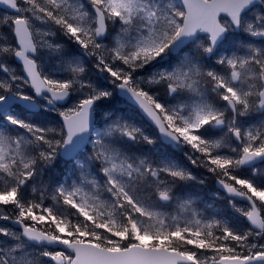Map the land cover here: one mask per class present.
Returning <instances> with one entry per match:
<instances>
[{"label":"snow or ice","instance_id":"1","mask_svg":"<svg viewBox=\"0 0 264 264\" xmlns=\"http://www.w3.org/2000/svg\"><path fill=\"white\" fill-rule=\"evenodd\" d=\"M0 7L14 41L0 45V221L15 226H0V264H264V0ZM89 64L111 87L87 78ZM116 92L157 137L108 110L98 127ZM157 140L192 168L131 149ZM58 160L70 167L44 179ZM192 169L215 178L243 222L196 210L182 190L205 183Z\"/></svg>","mask_w":264,"mask_h":264},{"label":"rangeland","instance_id":"2","mask_svg":"<svg viewBox=\"0 0 264 264\" xmlns=\"http://www.w3.org/2000/svg\"><path fill=\"white\" fill-rule=\"evenodd\" d=\"M3 14H6V12L2 10V13H0V15H3ZM61 42H64V41H61ZM9 43H12L10 41L9 32L2 31L0 33V45L9 44ZM65 49L67 51L73 50V46L66 45V42H65ZM42 58L45 60V63H46L47 66L51 67L53 65V60L55 59L54 57H52V56H50L48 54H45ZM8 63H9V61H8ZM10 67L15 68L17 70V72H19V70H20V67L18 65H16V64H13V63H10ZM151 70H152V68H150V67L145 69V71H151ZM2 76L3 75H0V77H2ZM87 78L88 79L91 78L94 82H97V83H101L102 82L105 85H107L108 87H111V85L108 84L106 76L104 74L98 73L96 70H94L93 72H89L88 75H87ZM115 94L116 93H114L111 98H108V99H106V101L104 100L105 102L101 103L102 105H100L101 111H99L100 115H99L98 127L102 126V123H103V119H102L103 111L104 110H108V111H111L113 113V116L119 115L123 119L127 120L128 122H130L132 124H135L138 127H141L143 129V131L147 135L152 136V137H157L156 130L154 128H152L151 126H149L143 120V118L140 117L139 112L136 111V109L134 107H132L130 105L127 106V104L125 102L121 101V99L118 98L117 94H116V96H115ZM104 104H105V106H104ZM114 106H115V108H114ZM120 107H121V109H120ZM19 113H20V110L17 111L15 113V115L20 117ZM126 113H128V114H126ZM22 119H25V118H22ZM145 127L147 128V130H146ZM209 135H210V138H212V139H219V137H220V133H219L218 130H212L209 133ZM123 143L128 144L127 141H124ZM148 146L150 147L151 151H150L149 154L146 153L144 155L151 156V157H153L154 159H157V160L161 159V158H169V159H171V157L167 155V152L165 151L164 146L161 145L159 140H157L154 145H148ZM180 160L181 159L178 158V160H175V162L177 164L181 165V166L192 168V166L188 163L187 160H185V162H181ZM69 167H70V164L64 162L63 160H58L56 162V165L53 166V168L55 170L50 168L48 170V172L46 173V175H45L46 178L44 177V179H49V178L56 177L61 171H63L64 169H67ZM192 170L194 171V173L198 177H202L205 180V183L203 185H200L198 183H190V184L184 185L183 189H182L184 192L191 193L193 198H195V205L194 206H195L196 210L202 212L205 216H213L215 214L216 215H223V216H226L230 220V218L225 214L226 212H230V209H231L228 206L227 201L224 198H222V200L220 202V205H218V201L217 200L221 196V193H215L217 191L216 188L213 187L215 178L212 177L210 174H208L205 170H202V169H192ZM242 174L243 175H250V173L247 172V171L242 173ZM257 179L264 180V178H257ZM195 196H197V197H195ZM237 204L241 205L243 203L237 201ZM197 205H199V206H197ZM203 207H205V209ZM167 209H165L164 211L169 212V213H170V211H172V212H174V215L176 214L177 209L175 207H173V208L170 207V208H167ZM174 209H175V211H174ZM205 210H206V212H205ZM172 212H171V214H172ZM212 213H214V214H212ZM232 218H233V221H235V222H238V223L241 222L237 217H234L233 215H232Z\"/></svg>","mask_w":264,"mask_h":264},{"label":"bare ground","instance_id":"3","mask_svg":"<svg viewBox=\"0 0 264 264\" xmlns=\"http://www.w3.org/2000/svg\"><path fill=\"white\" fill-rule=\"evenodd\" d=\"M17 71V70H16ZM91 74V73H90ZM1 75V74H0ZM94 75V74H93ZM91 77V76H90ZM94 78V77H93ZM98 78V77H97ZM91 79V78H90ZM115 96H116V94H115ZM113 100V99H112ZM106 101V100H105ZM105 101H103V102H105ZM118 101V100H117ZM111 102V101H110ZM113 102V101H112ZM116 102V101H115ZM121 102V101H120ZM111 105V104H110ZM116 105V104H115ZM126 105V104H125ZM104 106H105V104H104ZM118 107V106H117ZM114 108H115V106H114ZM120 109H121V107H120ZM130 109V108H129ZM118 110V109H117ZM116 110V111H117ZM123 110V109H122ZM121 110V111H122ZM137 111V110H136ZM128 112V111H127ZM122 113V112H121ZM134 113V112H133ZM126 114H128V113H126ZM130 114V113H129ZM137 114V113H136ZM23 115V114H22ZM132 117V116H131ZM141 117V116H140ZM127 119V118H126ZM134 119V118H133ZM141 122V121H140ZM135 123V122H134ZM145 123V122H144ZM146 128V127H145ZM144 128V129H145ZM150 129V128H149ZM146 130H147V128H146ZM151 130V129H150ZM205 172V171H204ZM246 172V171H245ZM206 173V172H205ZM46 178V177H45ZM194 195V194H193ZM195 197H197V196H195ZM200 198V197H199ZM195 199V198H194ZM198 200V199H197ZM199 201V200H198ZM201 201V200H200ZM202 202V201H201ZM200 205V204H199ZM199 205H197V206H199ZM195 207V206H194ZM201 207V206H200ZM173 208V207H172ZM204 209H205V207H203ZM168 210V209H167ZM174 211H175V209H174ZM212 211V210H211ZM205 212H206V210H205ZM170 213H171V211H170ZM212 214H214V213H212ZM216 215V214H215Z\"/></svg>","mask_w":264,"mask_h":264},{"label":"flooded vegetation","instance_id":"4","mask_svg":"<svg viewBox=\"0 0 264 264\" xmlns=\"http://www.w3.org/2000/svg\"><path fill=\"white\" fill-rule=\"evenodd\" d=\"M0 226H7V227H11L10 225H8L7 223H3V222H0ZM13 228V227H11Z\"/></svg>","mask_w":264,"mask_h":264},{"label":"trees","instance_id":"5","mask_svg":"<svg viewBox=\"0 0 264 264\" xmlns=\"http://www.w3.org/2000/svg\"><path fill=\"white\" fill-rule=\"evenodd\" d=\"M143 146H144V144H143Z\"/></svg>","mask_w":264,"mask_h":264}]
</instances>
